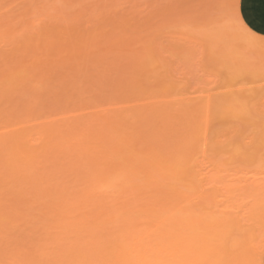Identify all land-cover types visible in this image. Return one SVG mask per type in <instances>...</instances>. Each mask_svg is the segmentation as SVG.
Wrapping results in <instances>:
<instances>
[{
  "label": "rangeland",
  "instance_id": "rangeland-1",
  "mask_svg": "<svg viewBox=\"0 0 264 264\" xmlns=\"http://www.w3.org/2000/svg\"><path fill=\"white\" fill-rule=\"evenodd\" d=\"M93 1L1 0L0 32L7 31L9 39L0 43V71L19 40L10 25L20 26L29 10L26 42L50 36L70 52L57 63L46 53L38 68L28 57L27 67L3 74L0 93L7 100L0 98V128L27 127L38 138L42 122L56 120L69 133L74 124L85 129L90 118L103 115L96 116L99 110L120 112V133L132 136L134 156L169 166L170 211L206 234L215 231L222 253L217 264H264V37L244 24L239 0H102L99 8ZM61 10L63 15L76 10L81 16L69 21H82L67 22L65 16L63 21L54 15ZM119 37L127 42L116 48L111 42ZM135 39L138 43H129ZM21 44L24 52L32 50ZM152 107L156 111L144 116ZM165 121L174 125L175 136L164 130ZM140 124L147 130L140 132ZM136 159L126 164L133 168ZM37 166L38 172L48 170L44 163ZM5 179H0V262L11 264L27 253L33 262L41 238L36 231L52 223L49 209L40 201H21ZM60 214L66 215L65 208ZM19 251L24 253L16 255Z\"/></svg>",
  "mask_w": 264,
  "mask_h": 264
},
{
  "label": "bare ground",
  "instance_id": "bare-ground-1",
  "mask_svg": "<svg viewBox=\"0 0 264 264\" xmlns=\"http://www.w3.org/2000/svg\"><path fill=\"white\" fill-rule=\"evenodd\" d=\"M77 1L83 0H69ZM94 2L96 0L93 5L96 4ZM112 2L114 0L111 4ZM98 3L101 6L105 4L102 0H97V5ZM110 7L112 5L109 9ZM29 11L20 26L10 25V34L17 33L20 38L16 37L15 40H19L14 42L10 37L9 41L15 43L14 53L8 59L10 61L5 63L7 68L0 71V78L3 74L27 67L28 57H31L32 65L38 68L41 64L38 60L42 55L48 53L57 63L61 62V56L70 52L69 47L58 48L62 44L50 36L43 42H26L29 34L27 31V35L24 33L30 25L26 21L30 19L26 18ZM75 11L70 10L63 15L61 10L54 15L61 16L63 21L67 18L68 22V17L73 16ZM80 16L76 14L75 17ZM93 16L96 17L94 14ZM77 18L70 20L82 21ZM13 21L11 19L9 22ZM34 22H30L32 27L35 26ZM6 32H0V43L4 45L9 39L5 38ZM11 42L8 43L12 45ZM21 42H25V46L29 45L32 50L24 52ZM126 42V39L119 37L111 44L120 48V44ZM129 43L134 45L138 43V39ZM121 64L124 66V62ZM43 73V69L38 72ZM0 98L1 101L7 100L3 93H0ZM30 108L29 112L32 111ZM156 108H148L144 116L156 111ZM103 110L107 109L95 112L103 115L96 114L97 117L90 118L86 128L81 131L77 127L79 124H74L75 128L66 133L62 124H54L56 120L49 121L54 126L48 121L42 122L45 128L38 138H34L32 130L27 127L0 128V144L11 143V147L5 150L0 148V163L9 166L8 171L0 168V179L6 178L10 191L14 192L16 189L21 201L28 204L34 200L40 201L44 208L49 209L46 215L52 220L51 224H44L41 232L40 229L36 231L41 237H37L38 243L35 244L38 250L33 248L36 251L34 254H37L32 253L36 260L31 261V253L26 252V256L18 255L19 251L15 253L18 256H15L11 264H217L222 253L218 250L217 239L213 238L215 231L206 234L198 227L193 228V222L174 215L175 212L172 213L169 209L171 201L168 198V183L166 184L169 166L155 163V158H147L146 154H143L146 155L143 160L134 156L132 136L120 133V112L112 115L108 114L109 110ZM147 120L146 118L147 124L144 123L146 127L150 123ZM173 126L168 121L162 126L164 130H174L167 132L171 137L176 133ZM136 127L140 132L147 130L144 125L142 128V124ZM48 131V135L42 136ZM58 139L62 140L59 142ZM38 140L39 143L36 144L35 141ZM39 148L42 150L38 151ZM120 154H130V157H120ZM80 157H83L85 163L83 160L79 162ZM135 158L138 163L133 168L129 167L126 161ZM41 163L48 168L43 173L36 171L39 168L37 165ZM70 175L73 177L67 181L65 178ZM58 178H61V182H56ZM10 206L13 211L12 205ZM62 208H65L64 216L60 214ZM199 238L202 241L198 244L196 242Z\"/></svg>",
  "mask_w": 264,
  "mask_h": 264
},
{
  "label": "crops",
  "instance_id": "crops-1",
  "mask_svg": "<svg viewBox=\"0 0 264 264\" xmlns=\"http://www.w3.org/2000/svg\"><path fill=\"white\" fill-rule=\"evenodd\" d=\"M239 13L251 32L264 37V0H239Z\"/></svg>",
  "mask_w": 264,
  "mask_h": 264
},
{
  "label": "snow or ice",
  "instance_id": "snow-or-ice-1",
  "mask_svg": "<svg viewBox=\"0 0 264 264\" xmlns=\"http://www.w3.org/2000/svg\"><path fill=\"white\" fill-rule=\"evenodd\" d=\"M262 39H264V38H262Z\"/></svg>",
  "mask_w": 264,
  "mask_h": 264
}]
</instances>
